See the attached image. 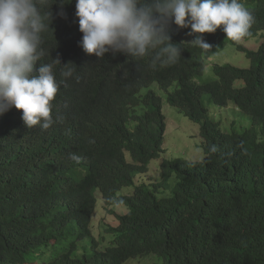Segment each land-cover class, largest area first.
<instances>
[{"label": "trees", "instance_id": "1", "mask_svg": "<svg viewBox=\"0 0 264 264\" xmlns=\"http://www.w3.org/2000/svg\"><path fill=\"white\" fill-rule=\"evenodd\" d=\"M65 2L61 6L56 0L50 6L52 29L44 35V47L53 58L61 53V65L54 69L61 85L59 97L109 124L100 145L120 162L124 159L116 152L123 144L132 156L142 150L144 162L158 156L164 118L152 96L138 92L145 84L173 78L179 84L174 106L200 124L205 156L194 162L162 161L157 184L170 188V194H160L165 197H115L131 179L121 174L116 190L103 187L98 183L102 165L112 163L104 154L90 151L87 177L72 181L73 190L66 194L65 181L72 172L62 171L57 161L70 150L82 153L81 147L54 137L36 156L10 149L0 138V264H124L151 253L159 258L158 264H264V0H240L255 16L250 35L243 39L254 35L260 41L255 50L237 46L249 61L247 67L215 63L212 76L204 74L206 61L230 40L219 27L214 33H192L189 41L173 42L181 47V57L168 66L153 67L151 56L135 60L124 53H105L101 59L79 45L83 34L76 0ZM61 10L64 16L58 15ZM177 29L170 24V38L174 33L179 39ZM196 35L212 45L208 52L193 46ZM65 64L75 69L71 77L62 75ZM229 102L251 118L250 127L221 131L207 104L226 107ZM7 125L0 117V126ZM22 168L28 179L17 177ZM97 189L108 203L127 207L116 214L118 225L106 228L113 235L110 245H99L91 234ZM58 190L62 196L55 198ZM88 236L93 238L89 249L74 256Z\"/></svg>", "mask_w": 264, "mask_h": 264}, {"label": "clouds", "instance_id": "2", "mask_svg": "<svg viewBox=\"0 0 264 264\" xmlns=\"http://www.w3.org/2000/svg\"><path fill=\"white\" fill-rule=\"evenodd\" d=\"M55 2L56 0H51V2L50 0H0V117L5 118L9 124L8 127L0 126V138L5 140L4 145L10 149L14 148L22 154L36 156L40 155V152L52 142L54 137L63 139L70 145L81 147L82 153L74 155L70 150L57 161L58 168L62 171L72 172L65 181L67 183L64 187L66 194L73 190L72 181L87 177L88 153L92 151L104 154L105 160L112 163L102 165L103 172L98 177V183L103 187L114 189L117 177L121 174H128L131 179V183L117 189L115 197L132 196L136 193L140 195L153 193L152 195L156 197H165L164 194H160L170 188L166 190L165 187H160L161 184H157L162 180V161L180 159L194 162L202 161L205 156L204 154L201 160L162 157L159 162L160 171L156 172L155 177L145 174L148 172L149 162L162 154L166 129V117L162 111V95L151 86L156 84L158 89L164 92L166 102L174 106L176 91L179 87L178 81L173 78L163 84L153 81L142 86L138 92L141 96L151 95L159 116L164 118L165 129L161 137L158 156L150 157L144 162L142 150L132 156L127 144H123L116 154H121L124 162L118 161L99 142L103 129L109 124L77 111L59 97L61 85L54 69L55 66L61 65V53H58L57 58H53L49 52L50 48L44 47V35L51 28L53 18L50 6ZM59 3L62 6L66 2L59 0ZM75 9L79 31L83 34L78 42L79 45L86 54H94L101 59L105 53L110 52L113 55L124 53L125 56L135 60L151 56L153 67L157 64L161 67L168 66L175 64L181 57V47H177V44L173 42L189 41L192 33H214L218 27L230 39L227 42L235 45L236 50L239 44L245 46L249 42L255 44L253 48H250L255 50L260 42L259 38L254 35L250 36L249 40L243 39L250 35L255 16L240 0H76ZM58 15L64 16L65 13L61 10ZM170 24L179 27L177 29L179 39L174 33L170 38ZM53 38L55 40L54 35ZM192 43L194 47L205 52L212 48V45L205 42L201 35H196ZM225 44L226 42L222 48ZM217 51L208 57L206 65L212 61ZM68 64L62 65L65 67L62 75L66 78L71 77L75 71L74 68H68ZM146 88L147 90L144 91ZM61 110L65 113L63 116H58ZM197 124L203 144L200 124ZM221 131L225 130L221 129ZM75 169L78 172L74 173ZM17 171L18 178L28 179L26 168ZM137 175L141 176L135 184ZM129 186H133L131 193H118L124 187ZM97 191L106 206L122 204L108 203L99 189ZM55 192H57L55 198L62 196V190ZM117 200L115 198L112 201ZM116 220L117 224L114 226L119 223L117 217ZM106 228L105 233H107ZM92 236L86 237L90 240H84L86 238L82 239L84 241L81 240L75 252L82 250V253L75 254L74 252V256H81L84 253V249L88 248L93 239ZM112 240L113 235L107 241L103 239L101 246L110 245ZM96 241L100 245L99 241ZM145 256L153 260V256L156 255L151 253ZM154 264L158 263L154 262Z\"/></svg>", "mask_w": 264, "mask_h": 264}, {"label": "rangeland", "instance_id": "3", "mask_svg": "<svg viewBox=\"0 0 264 264\" xmlns=\"http://www.w3.org/2000/svg\"><path fill=\"white\" fill-rule=\"evenodd\" d=\"M190 27V26H189ZM184 32V31H183ZM184 35V34H183ZM248 48H253L255 44L249 42L245 45ZM218 63H230L236 66L245 67L249 64L243 54L236 50L235 45L226 42L225 46L219 49L211 62L205 66L204 74L212 75V65ZM158 94L162 95V111L166 117V129L163 138V151L160 157L152 159L148 164V172L146 175H156L160 171L159 162L162 157L174 158L182 157L189 160H201L204 156L202 148V138L199 134V125L189 120L181 111L175 106H171L166 102L164 92L159 90L156 84L151 86ZM144 89V91H146ZM209 116L215 121L219 122L220 128L225 131H232L233 129L242 131L251 125V119L243 114L232 102H229L226 107H218L214 104H209ZM141 174V175H145ZM135 177V184L137 179L141 176ZM148 180V179H147ZM173 181V178H172ZM167 190V189H166ZM133 191V186L124 187L118 193L129 194ZM170 194V191L164 194ZM96 195V207L91 219L92 235L103 244V239L111 238L112 235L105 233V228L117 224L115 215L124 213L127 208L124 204L106 206L104 200L98 191ZM110 209V210H109ZM112 210L114 212H112ZM84 240H90L86 238ZM82 240V241H84ZM81 241V242H82ZM82 253V250L75 252V254ZM159 263V258L153 256V260L148 256H140L130 259L124 264H154ZM161 262V261H160Z\"/></svg>", "mask_w": 264, "mask_h": 264}]
</instances>
